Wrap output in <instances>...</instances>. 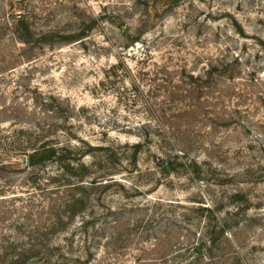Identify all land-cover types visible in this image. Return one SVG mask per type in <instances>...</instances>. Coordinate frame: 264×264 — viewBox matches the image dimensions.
Segmentation results:
<instances>
[{"label": "rangeland", "instance_id": "rangeland-1", "mask_svg": "<svg viewBox=\"0 0 264 264\" xmlns=\"http://www.w3.org/2000/svg\"><path fill=\"white\" fill-rule=\"evenodd\" d=\"M171 2L0 0V158L13 162L0 171V264L48 218L56 168L34 169L37 182L18 170L17 148L44 141L86 147L93 175L117 181L95 194L86 245L42 238L75 245L60 264H264V0ZM107 145L112 163L95 148ZM180 150L162 171L156 157Z\"/></svg>", "mask_w": 264, "mask_h": 264}, {"label": "trees", "instance_id": "trees-1", "mask_svg": "<svg viewBox=\"0 0 264 264\" xmlns=\"http://www.w3.org/2000/svg\"><path fill=\"white\" fill-rule=\"evenodd\" d=\"M177 2L178 0H172L171 4H176ZM19 18L24 19V16L20 15ZM23 36L24 35H20L22 40L23 38H26ZM83 38L84 37L77 40ZM25 40L27 39H24V42ZM135 41L139 40L133 39L132 42ZM143 145V141H138L129 147V149L132 150L129 159L135 165L138 164V155L141 153ZM92 148L94 147H91V149ZM95 148L106 153L104 154V161L106 163L109 161L111 163L113 162V156H115V153L112 146H98ZM17 150L22 152L21 154H23L24 158V167H18L21 175L26 173L32 177L34 182H37L35 180L36 176L34 175L38 174L34 169L39 170V168L46 167L48 164H51L56 168L57 172L48 173L43 182L46 187L44 189L41 188L43 192L48 191L53 196H50L46 202H43L41 205L42 210L38 212L39 216H48L45 223L41 224L38 219V225H34L38 237L33 238L29 243H26L19 252L12 254L11 257H4L1 264H31L29 262L32 259L36 260L33 264H60L62 259H66L68 256L74 254L72 250H74L75 245H72V250L65 252L61 249L62 241H47L42 238L53 234H64L63 240L65 241V238L72 236L74 235V232H77L79 234L76 233L74 235L75 238L83 237L84 244L89 242L91 237L90 228L101 216V212L98 211V205H96V203L101 201V198H97L95 194L98 190L103 191L109 187L110 184L116 183L117 181L113 177L115 174L110 173V175H108L111 177L108 179L110 181H107L106 183H104L106 177H95L93 175L94 171H92V167H95L99 163L94 162L93 165H88L84 162V158L90 154V151L87 150L86 147L73 146L69 143L62 145L59 143L44 141L31 146H19ZM184 156L185 152L181 150L175 151L174 153H172V151H163L161 158L156 157V163L161 167L162 171L171 174L176 171L173 161ZM191 164L197 165L198 162L196 159L187 158L185 164L186 167H191ZM12 165V161H4L3 158H0V171L5 167ZM42 173L43 172H41V174ZM36 184L37 186H41V183ZM150 204L162 205L160 201ZM203 208L208 211L211 210L208 206ZM227 214L231 215V213ZM229 220V217L220 220L219 225H217L219 226L217 227L219 234L225 235L228 233L230 227L228 223ZM211 227L212 226H210L209 231L207 232L209 233V239L213 241L212 235L214 234V229ZM72 243L74 244L75 242L73 241ZM85 245L83 253L87 255L90 252V248H87Z\"/></svg>", "mask_w": 264, "mask_h": 264}]
</instances>
